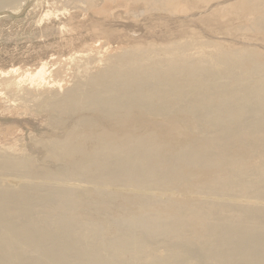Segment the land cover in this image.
Masks as SVG:
<instances>
[{"label": "bare ground", "instance_id": "1", "mask_svg": "<svg viewBox=\"0 0 264 264\" xmlns=\"http://www.w3.org/2000/svg\"><path fill=\"white\" fill-rule=\"evenodd\" d=\"M118 1L69 2L100 17ZM125 1L151 4L144 14L165 25L212 8L246 46L193 29L154 47L165 57L144 56L111 38L155 37L159 22L111 12L63 59L72 80L46 63L4 74L0 99H13L2 111L32 107L45 135L40 164L0 137V264H264V0ZM198 119L226 134L199 136ZM56 198V211L39 210Z\"/></svg>", "mask_w": 264, "mask_h": 264}, {"label": "rangeland", "instance_id": "2", "mask_svg": "<svg viewBox=\"0 0 264 264\" xmlns=\"http://www.w3.org/2000/svg\"><path fill=\"white\" fill-rule=\"evenodd\" d=\"M70 1V0H69ZM68 0H21L11 6H4L0 8V82L4 74L14 69L20 68L21 71L36 70L47 64V69L58 70L63 67L62 75L66 81L72 80L73 69L67 68L70 64L65 66L63 59L68 58L77 51L84 50L86 44L94 41L95 35L87 30L86 25L92 21H103L106 15L114 13L115 17L122 22H128L132 19L144 20L149 19V22L158 21L159 12L154 10V15H145V6L141 5L136 8L134 12L129 11L127 2L120 0L113 5H108L107 10L98 17L93 12L80 8H74ZM143 3V2H142ZM82 4H84L82 2ZM85 5V4H84ZM138 5V4H137ZM86 10V11H85ZM204 10V11H203ZM84 11V12H83ZM114 11V12H113ZM156 11V12H155ZM195 11L201 12V16H186L184 20H180L177 16L171 15L164 19L169 20L168 25L159 23L155 30L157 35L150 37L147 33V28H142L138 32H128V35H115L112 39V46L123 45L124 47L133 49L139 48L140 54L144 56H152L156 50L154 47L161 42H167L174 37H179L181 40L192 36L193 29L201 33L202 36L211 37L214 40L230 42L232 49L236 52H241L239 48L246 46L245 41L241 38L227 35L225 23L214 16L212 8L205 9L201 7ZM152 12V13H153ZM88 13V14H87ZM111 15V16H112ZM145 17V18H144ZM144 18V19H143ZM147 20V19H145ZM187 23H189L187 25ZM190 28V29H189ZM133 37V38H132ZM157 43V44H156ZM168 43V42H167ZM165 45V44H160ZM159 45V46H160ZM208 49H216L213 46H205ZM220 50L228 49L218 47ZM225 54V53H224ZM249 52H245L248 55ZM165 57L164 53L158 51L157 55L153 57ZM217 59H220L216 57ZM25 84H33L28 78H25ZM0 92H4L3 85L0 84ZM0 99V137L8 141H17L14 148L6 147L12 153H23L32 157L35 163H42V153L34 141H40L44 135V127L39 125V114L33 108L21 107L20 111L4 110L1 105H8L9 100L13 98L8 94ZM20 101L19 99L16 102ZM24 116H27L25 119ZM163 117V116H161ZM161 117L150 116L151 119L159 121ZM167 117V116H164ZM163 119V118H162ZM167 121V118H164ZM194 129L199 136L209 135L218 136L224 135L225 132L221 130L215 131L210 126L205 125L201 120H196ZM175 128L183 129V126L178 123ZM9 144V142H7ZM123 181L127 184L131 181L129 175H122ZM62 199L56 198L48 202H42L39 206L40 211H56L62 203ZM208 205L201 202L196 207L206 210ZM81 210L83 205L78 207ZM80 209L78 211H80ZM159 214V213H157ZM85 220L94 219L88 215L83 216ZM97 221V220H96Z\"/></svg>", "mask_w": 264, "mask_h": 264}]
</instances>
